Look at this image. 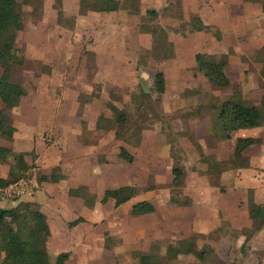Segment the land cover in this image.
Listing matches in <instances>:
<instances>
[{
  "label": "rangeland",
  "instance_id": "374dc122",
  "mask_svg": "<svg viewBox=\"0 0 264 264\" xmlns=\"http://www.w3.org/2000/svg\"><path fill=\"white\" fill-rule=\"evenodd\" d=\"M19 1L25 13V26L27 28L36 26L35 29L39 30L37 34L32 35V42L34 49L36 50L39 45L42 52L38 50L39 53H37L36 50L34 56H29L31 55L29 54V59H26L23 66L15 69L14 79L21 83L24 91V95L20 94L16 98L21 99L25 94L37 91L50 92L52 99L46 101L51 100L49 103H57L54 94L59 95L60 91L53 87L52 77L59 75L60 72L64 76L72 75L79 80L77 87L80 102L90 103L92 110L87 116V123L91 125L95 123L99 114L110 118L111 112L108 109L110 104L125 111L129 118L127 132L119 130L121 137L115 139L111 131L100 133V135L97 133L90 138L92 143H97V145L102 143L98 151L95 147L91 160L81 165L84 174L93 175L92 189L89 188L90 193L95 195L93 208L88 209L82 202L83 209L79 206L74 216L68 212L66 216L62 212L60 214L57 212L58 216L66 221L79 218L83 220L80 222L83 225L78 237L80 239L83 236L85 242L82 247L79 246V250L83 253L90 251L95 255L102 252L100 262L94 264H138L133 255L138 252L153 253L159 256L161 264H264V223L260 228L262 230L254 233L253 236L250 233L251 225V228L243 227L247 222L244 208L248 207L250 201H254L251 191L243 197L237 195V207L229 216L227 209L235 198L233 195L231 198L225 195L226 191L219 185V177H216L217 174L233 173L228 169L234 165V161L230 159L237 138H258L259 143L264 146V125L236 131L229 140L219 142L213 134L214 110L211 108L212 105H219V102L229 98L232 94L252 105L259 104L264 96V74L261 67L264 58V45L262 44L264 39L263 36L262 39L260 37L256 39L258 33L244 35L246 30L249 32L254 27V20L240 21L238 19L235 32L240 34L227 38L229 49L222 51L218 48L212 49L216 52V58H225L222 54L232 55L244 52L237 63H227L224 69L230 79V86L217 90L206 82L194 64L195 53L207 52L206 49L209 50L210 47L206 42L200 44L199 50L194 49L192 45L196 43L197 47L200 41L191 43L189 40L194 35L188 32L187 27L184 28L181 23L177 28V26H166L165 24L169 23L168 19L159 20L157 18L149 22L150 24L146 20H140V28L143 31H148L151 26H160L167 30L170 42L175 44V57L164 64L165 72L162 70L164 61L150 57L149 54L147 55L148 49L131 41L121 46L123 50H119L118 56L124 57V61H121L122 66L121 63L115 65L109 59L104 60L103 65L96 54L88 49L93 41L92 35L85 33L88 28L79 29L78 27L81 32H78L76 37L71 34L72 32L67 35L65 31L57 29H55L57 32L50 31V34L46 32L49 27H58L53 0ZM171 1V5L169 4L163 11H168L171 17H178V0ZM64 8L68 18L65 24L70 25L76 21L74 16L77 12L76 0H65ZM161 13L167 15L165 12L161 11ZM72 29H76V22ZM89 29L92 31V26ZM82 32H84L83 35H81ZM179 33L188 39L181 38ZM128 37L135 39V36ZM29 40L26 33H19L17 41L11 45L12 49L8 47L5 51L25 56L21 50L26 47ZM143 57L146 58L142 60ZM159 71L166 73V88L162 95H158L153 89V75ZM105 87L111 89L108 94L110 95L109 100L106 102L97 98L98 93ZM142 94L143 97L137 98ZM53 111L59 113L61 109L54 106ZM80 111L77 114L78 117H80ZM54 117L56 116L50 120ZM40 122L32 125L34 130H29V135L35 136V143L21 164L23 170L28 171L26 177L21 180L29 181V187L33 190V182L39 179H34L30 170L36 166L33 163L35 152L42 148L39 140L43 137L48 145L59 141L54 132V135L52 134L51 125L44 124L42 119ZM6 143L7 141L0 137V145ZM21 143V147H16L24 151L27 147L26 139L19 141V144ZM120 147L133 155L134 160L131 164L118 157ZM58 150H61V144L54 145L53 152L57 153ZM240 161V159L237 161L238 168L232 170H239L237 174H246L247 168L245 166L243 168ZM12 162L13 165L14 158ZM213 162L226 163L214 167ZM175 165L182 167L186 174L185 183L181 187L182 195H186L185 186H190L188 179L190 175L213 174L212 177L208 176L209 181L220 190L221 200H218L219 196L215 194L213 198L211 195L208 201L202 203L204 195L194 190L188 193L191 199L189 206L180 207L172 204L170 192L172 189L176 192V189L171 185V171ZM55 169H53L54 173L60 176L59 170ZM222 170L228 171L219 173ZM259 172L264 173L261 170ZM96 176H102V181L96 180L98 178ZM125 185L138 188V195L118 207L114 206L113 201L100 203L104 192ZM0 200L5 201L1 192ZM143 200L151 202L156 208L155 212L148 216L131 217L132 205ZM213 202L215 205H212ZM208 204L218 209L221 208V211L209 208ZM197 209L204 223V229L208 231L206 234H198L197 247L205 249L209 254L203 262L197 261L193 256H178L172 259L167 253L168 248L196 234L192 232V229L198 217ZM228 218L234 219L242 229H234ZM216 220V227L208 225V222L212 223ZM65 233L68 235H64ZM245 238H247L246 241ZM60 239L63 242L69 239L67 229H63ZM104 244L107 250L103 248ZM69 250L68 246H62L57 252L54 247L48 251V255L53 261L59 253L69 252Z\"/></svg>",
  "mask_w": 264,
  "mask_h": 264
},
{
  "label": "crops",
  "instance_id": "0c3cea01",
  "mask_svg": "<svg viewBox=\"0 0 264 264\" xmlns=\"http://www.w3.org/2000/svg\"><path fill=\"white\" fill-rule=\"evenodd\" d=\"M78 1L79 0H76L77 10ZM171 2V0H139V14H130L126 9H120L119 11L113 13L89 12L85 16H78L76 12L74 15L76 17V29L73 30V26L71 28H64L58 25V27H49L46 32L50 34L51 32H57V30H63L67 35L72 32L71 34L76 37L78 32H81L79 29L88 28L85 33H90L93 38L91 45L88 46L90 48L88 49L93 51L96 54V57L100 61H102V63L104 60L109 59V61H113L115 65H119V63H121V61L124 59L123 56H118L119 50H123L121 46L129 43L130 41L139 44V46L141 45V47L144 49L150 50L151 35L148 31H143L140 28V20L144 18L145 12L147 10L157 12V18L159 20L168 19V24H165V22L163 23L166 26H177V28L179 23L183 24L185 28L186 23L191 15L199 16L204 24L210 25L216 30L220 31V34L222 33L221 39L219 41L216 40L212 33L195 32L192 33V35L194 36L190 38L189 41L191 43H194V41L197 40L200 41L197 47L195 46L196 43L192 45V47L196 50L200 49V44L207 42L206 44L208 45V47H210V49H206L207 52L203 53L214 55L215 57L216 52H214L212 49L218 48L221 51L229 49L226 42L227 38L229 36L235 37L236 34H240L235 32V26L238 19H240V21H245L248 19L252 21L254 20V27L249 32L248 30H246V34L244 35L258 33L256 39L258 37L261 38L262 36L264 39V11L262 9V5L264 3L263 0H261L259 3H247L243 0H178L179 13L177 15H180L181 18H179V16L171 17L167 13L168 11H163L166 10ZM63 6H65V0H62V11L64 16L67 17L65 15L66 10L65 8L63 9ZM161 11L165 12L167 15H162ZM91 26L92 31L89 29V27ZM35 27L36 26H29L27 28L26 26H24L23 30L16 34L15 41H17L19 33H26V36L30 38L29 43H27L26 47L23 48L25 50H21L26 56H22L23 58H25L24 62L26 61V59H29V56H34L36 54V50L37 53L42 52V49L39 47V45H36L37 49L35 50L34 43L32 42V35H35L39 32V30L37 28L35 29ZM41 32L42 31H40V33ZM83 34L84 32H82L81 35ZM179 35L181 36V38L183 37L182 33H179ZM128 36H135V39H130ZM183 38L188 39V37ZM262 44L264 45V42ZM173 45L175 51V44ZM234 46L235 44H233V47ZM38 50L40 51L38 52ZM197 53H195V55ZM227 54L230 56H228ZM227 54H222V56L225 55V58L218 57L216 59L224 61L227 66V63H237L244 52H237L232 55L230 53ZM174 57L175 54L171 59H173ZM171 59L168 60L170 61ZM168 60H165L164 62L162 61L163 67L164 64L168 62ZM122 65L123 62L121 63V66ZM162 70L165 72V67ZM163 74L166 81V73ZM52 81L54 82L53 87H55V89L57 88L58 91H60L58 92L59 95L54 94L56 95L57 103H49L51 100L49 102L46 101L48 99H52V97L49 95L50 92L43 93L37 91L35 93L25 94V96L21 97V99L16 98L17 100L14 101L13 109L8 113L9 117L12 120V125L16 129V131L14 132L11 141H7L6 144H2L0 146L9 147L14 153H25V155L27 156V153L29 152V150L33 149L32 147L35 143V136H30L29 130H34V128H32V125H34L38 121L40 122V119H42L44 124H47L48 126L51 125V128L53 130L52 134L54 132L55 136L59 138V141L54 142L52 145H48L45 143L43 137L41 138V140H39L42 148L41 150H38V152L40 153H38L37 151L35 152L36 156L33 163L36 166L30 170V173H32L34 179H39L41 176H47L48 178H50L52 170L56 168L57 170H59L58 174L62 176L63 179L58 183H51L49 181L42 183H39L38 181L33 182L34 190L30 188L29 194L18 198L15 201H13L12 199H5V201L0 200V207L12 208L15 207L20 201L32 202L37 204L39 206V210L45 215L49 228V236L46 242L47 252L51 249H54V247L56 248L57 252H59L60 247L68 246V248L70 249L69 252H61L69 253V258L66 263L69 262L70 264H94L96 262H100L102 252L95 255L90 251L83 253L81 250H79V246L82 247L85 242L83 236H81L80 239L78 237L83 223H78L70 228L68 227V223H71L76 219L66 221L64 218H60L58 215L60 214V212H62L66 216L68 212L71 216H74L76 214L75 211L77 210V208H79V206H81V208L83 209L84 203L82 205L83 201L78 197V189L80 188V186H86L88 189H92L93 175L84 174V170H81V165L86 164L91 160V156L94 152L95 147H97L96 151H98V149H100L102 145L101 142L98 143L99 145H97V143H92L90 141V138L94 134L97 135L98 133V135H100V133H109L111 131H97V119H95V123H92V125L86 122L87 116H89L92 112L90 108L91 105L88 102H80L79 89L77 87V83H79V80L75 78V76H64L59 72V75L57 74V76L52 77ZM107 88H102L101 92L98 93L99 95L97 96V98L103 99L105 100V102L106 100L108 101V97H110V95L108 96V94L110 93L111 89ZM90 96L91 94L89 95V97ZM61 100L64 101L61 102ZM53 105L56 107L58 106V108L61 109V112L56 113V111H53ZM79 111L81 112L80 117L77 116ZM42 115L43 118H41ZM53 116L56 117H54L53 120H50ZM23 132L25 134L24 137ZM45 132L42 136H44ZM23 139H26L27 147L24 151H20V149H17L16 146L21 147L22 143L19 144V141ZM56 144H61V150H58L57 153H54L53 147ZM254 146L255 147L252 146L245 150L240 158L241 161L239 163L243 164V168L244 166L247 168L246 174H237L238 172H240L239 170H230V172L233 171V173L235 174L228 173L221 174L219 176L218 183L221 187H224L223 189H225L226 191L225 195L228 196V198H231V195H233L235 198L233 203H231V206L227 209L229 216H231V213H234V210L237 207V195L243 197V195L245 196L246 193L251 191L254 200L253 202H255L256 204H264V173L259 172L260 170L264 171V146L260 143ZM58 147L60 148V146ZM12 160L13 158H9L5 162L0 163V178H6L8 170L13 163ZM25 163L28 164L27 161H25ZM248 172L252 174H249ZM257 172H259V174H255ZM26 173L28 174V171H26ZM96 177H98L96 178V180L102 181V176ZM188 179L190 186H185V189L187 191L186 196L189 199L190 196H188V193L190 194V192L192 193V191L196 190L198 194L202 193L204 195V199L201 198L202 203L208 201L211 195L213 198L215 194H218L219 197H217V199L221 200L219 194L220 190H218V187L210 183L209 177L206 174H192L188 177ZM1 190L2 188L0 189V192ZM212 205H215V203L213 202ZM212 205L208 204V207L214 208L219 212L221 211V208L218 209V207H212ZM199 210L203 209L199 208ZM199 210L197 212L198 217L193 224L192 232L196 233L194 235H202L208 232L204 229V223H202L201 221L202 218L199 217ZM244 211L247 215V222L243 227L251 228L252 221L248 216V207H245ZM57 212H59V214ZM228 221L232 224V227L234 229H242V227L240 228V226L234 219L228 218ZM216 222L217 220L212 223L208 222V225L216 227ZM63 229H67L69 233V239L65 242L60 239V235H63ZM261 230H258L254 233H258ZM254 233L252 234V236L254 235ZM64 235L67 236L68 234L65 233ZM246 239L247 238H245V241ZM2 258L3 254L0 255V262Z\"/></svg>",
  "mask_w": 264,
  "mask_h": 264
},
{
  "label": "trees",
  "instance_id": "16d2710c",
  "mask_svg": "<svg viewBox=\"0 0 264 264\" xmlns=\"http://www.w3.org/2000/svg\"><path fill=\"white\" fill-rule=\"evenodd\" d=\"M54 10L56 11V24L71 28L65 24L67 17L62 11V0H53ZM247 3H259L261 0H243ZM264 1V0H263ZM179 9V6H177ZM120 9H126L130 14H139V0H79L78 16H85L89 12L95 13H113ZM264 11V3L262 5ZM158 13L152 10L145 12L142 20L152 22L156 19ZM179 18L181 16L179 15ZM149 23V24H150ZM25 26V13L19 0H0V137L6 141H11L16 129L12 125V120L8 113L13 109L16 96L24 95L23 87L19 81L14 79V71L23 66L24 58L17 53L5 51L11 47L16 40V34L23 30ZM188 32H206L212 33L216 40L221 39L220 31L214 27L204 24L197 15H191L186 23ZM148 32L151 35V48L148 50L150 57L158 61L171 59L174 55V45L170 42L167 30L160 26H151ZM146 57H143L144 60ZM194 62L200 75L214 89H224L230 86V80L225 74L226 63L217 60L214 55L206 53H197L194 56ZM262 73L264 74V58L262 63ZM153 89L158 95L165 92V77L163 72H155L153 75ZM143 97V94L137 98ZM214 110L212 128L213 134L219 142L229 140L233 133L243 129H251L264 125V96L259 104H247L237 95L232 94L229 98L219 102V105H212ZM111 117L107 118L99 115L96 120L97 131H113L114 137H121L119 130L128 128L129 118L125 111L119 110L115 105H109ZM127 132V131H126ZM137 132H140L137 130ZM259 143L256 138H237L232 157L234 161L231 169L238 168L237 161L242 153L248 148ZM25 154H15L11 148L0 146V163L8 158H14V164L9 168L6 178H0V189H4L27 175L22 168ZM118 157L128 164L134 160L133 155L129 154L124 148H119ZM229 160V161H230ZM214 167L223 165L226 162H213ZM213 167V164H211ZM222 170L219 173L228 171ZM210 171V170H209ZM208 171V172H209ZM170 192V202L176 206L186 207L190 205V199L182 195L181 187L185 183V171L182 167L173 166ZM212 177L213 174H206ZM219 177L221 174H217ZM62 176H57L54 171L50 175L41 176L39 183L49 181L58 183ZM219 179V178H218ZM78 197L83 201L84 206L93 208L95 195L91 194L86 186H80ZM180 190V191H179ZM139 189L135 186L125 185L104 192L100 203L105 204L113 201L114 206L123 205L138 195ZM18 198H13L15 201ZM155 212V206L146 200L136 202L130 210L131 217H143ZM248 216L252 221L251 234L260 230L264 221V204H256L253 201L248 203ZM81 218L68 223V227H73L82 222ZM49 236V228L45 215L39 210V206L32 202L20 201L15 207H0V255L3 254L0 264H65L69 258V253H60L53 261L50 260L46 242ZM199 235H191L186 239L180 240L174 247L168 248V255L175 259L178 256H194L199 262H203L207 255L205 250L197 247ZM104 248H108L104 244ZM134 258L138 264H161L160 257L153 253H134Z\"/></svg>",
  "mask_w": 264,
  "mask_h": 264
},
{
  "label": "built area",
  "instance_id": "2783aa9c",
  "mask_svg": "<svg viewBox=\"0 0 264 264\" xmlns=\"http://www.w3.org/2000/svg\"><path fill=\"white\" fill-rule=\"evenodd\" d=\"M2 197L5 199L21 198L30 193L29 182L20 180L1 190Z\"/></svg>",
  "mask_w": 264,
  "mask_h": 264
}]
</instances>
